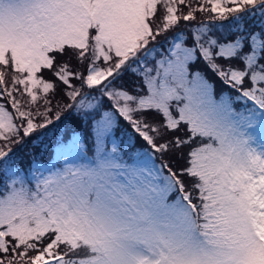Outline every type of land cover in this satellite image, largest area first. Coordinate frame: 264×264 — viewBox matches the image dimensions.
Instances as JSON below:
<instances>
[{
  "label": "snow or ice",
  "instance_id": "snow-or-ice-1",
  "mask_svg": "<svg viewBox=\"0 0 264 264\" xmlns=\"http://www.w3.org/2000/svg\"><path fill=\"white\" fill-rule=\"evenodd\" d=\"M0 264H264V0H0Z\"/></svg>",
  "mask_w": 264,
  "mask_h": 264
},
{
  "label": "rangeland",
  "instance_id": "rangeland-1",
  "mask_svg": "<svg viewBox=\"0 0 264 264\" xmlns=\"http://www.w3.org/2000/svg\"><path fill=\"white\" fill-rule=\"evenodd\" d=\"M81 137H82V139L84 138L83 135H81ZM87 143L91 144V141L88 140ZM36 151H38V150H36ZM40 155L43 157L42 166H44V167H52L53 165H56L58 163V159H57L58 150L49 149L47 153H41Z\"/></svg>",
  "mask_w": 264,
  "mask_h": 264
},
{
  "label": "trees",
  "instance_id": "trees-1",
  "mask_svg": "<svg viewBox=\"0 0 264 264\" xmlns=\"http://www.w3.org/2000/svg\"><path fill=\"white\" fill-rule=\"evenodd\" d=\"M87 131H88V129H87V127H85L82 131H81V135H83V136H85V134L87 133ZM51 152V151H50ZM25 159H24V164H25V166L27 165V163H28V159H30V156L28 155V153L26 152L25 154Z\"/></svg>",
  "mask_w": 264,
  "mask_h": 264
}]
</instances>
